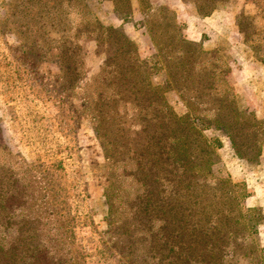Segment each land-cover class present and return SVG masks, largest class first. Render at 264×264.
Returning a JSON list of instances; mask_svg holds the SVG:
<instances>
[{"label":"trees","instance_id":"16d2710c","mask_svg":"<svg viewBox=\"0 0 264 264\" xmlns=\"http://www.w3.org/2000/svg\"><path fill=\"white\" fill-rule=\"evenodd\" d=\"M200 4L194 5L200 16L214 9ZM69 15L63 13L66 22ZM244 17L237 13L234 24L248 44L257 30L243 29L249 26ZM144 24L166 74L165 87L151 84L135 46L115 28L95 20L73 21L64 29L72 38L89 31L87 38L104 51L83 81L92 90L93 131L109 171L103 218L115 247L129 264H260L255 235L261 209L245 206L248 191L241 182L214 177L220 140L202 130L225 135L235 157L254 161L264 144V119L226 84L228 66L219 50L185 39L171 10L147 5ZM64 35L59 48H81L78 40L67 46ZM75 64L82 79L83 59ZM168 89L187 115L174 113ZM35 192L27 207L21 194L11 208L0 192V264H85V255L68 246V236L49 227L70 229V217L39 211L47 197Z\"/></svg>","mask_w":264,"mask_h":264},{"label":"rangeland","instance_id":"374dc122","mask_svg":"<svg viewBox=\"0 0 264 264\" xmlns=\"http://www.w3.org/2000/svg\"><path fill=\"white\" fill-rule=\"evenodd\" d=\"M198 3L214 9L200 16L194 11ZM147 5L171 10L185 39L203 49L217 48L228 66L226 84L241 104L264 119V0H0V192L6 208L16 207L21 194L27 207L32 189L34 196L47 197L38 210L70 217V229L59 223L49 227L68 236V246L85 255V264L129 263L116 249L103 218L109 171L93 131L92 90L83 81L91 76L88 66L104 51L96 50L86 27L76 38L64 29L73 21L95 20L115 28L135 46L151 84L165 87L166 74L144 24ZM65 12H70L69 22L63 19ZM239 12L249 25L243 29L257 30L248 44L234 24ZM62 34L67 46L78 40L81 48H64L62 43L59 48ZM79 56L82 79L76 72ZM166 91L174 113L187 115L178 95ZM202 133L220 140L214 177L241 182L248 191L245 206L261 209L255 240L264 264V144L256 160L245 161L234 156L225 135L208 128Z\"/></svg>","mask_w":264,"mask_h":264}]
</instances>
